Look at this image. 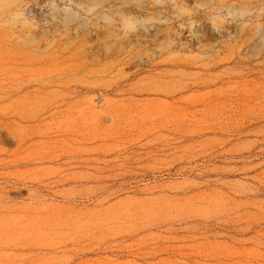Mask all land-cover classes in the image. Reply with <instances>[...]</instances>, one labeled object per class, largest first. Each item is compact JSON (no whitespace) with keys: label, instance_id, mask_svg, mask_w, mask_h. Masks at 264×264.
<instances>
[{"label":"rangeland","instance_id":"374dc122","mask_svg":"<svg viewBox=\"0 0 264 264\" xmlns=\"http://www.w3.org/2000/svg\"><path fill=\"white\" fill-rule=\"evenodd\" d=\"M0 264H264V0H0Z\"/></svg>","mask_w":264,"mask_h":264}]
</instances>
